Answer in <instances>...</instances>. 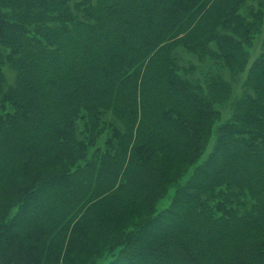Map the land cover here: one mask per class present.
I'll use <instances>...</instances> for the list:
<instances>
[{"label": "trees", "instance_id": "obj_1", "mask_svg": "<svg viewBox=\"0 0 264 264\" xmlns=\"http://www.w3.org/2000/svg\"><path fill=\"white\" fill-rule=\"evenodd\" d=\"M249 1L0 0V264H264Z\"/></svg>", "mask_w": 264, "mask_h": 264}, {"label": "rangeland", "instance_id": "obj_2", "mask_svg": "<svg viewBox=\"0 0 264 264\" xmlns=\"http://www.w3.org/2000/svg\"><path fill=\"white\" fill-rule=\"evenodd\" d=\"M249 5L254 6L256 9L260 7L261 10L263 11V16L259 24L255 27L253 38L251 40V45L247 49L249 50L250 56L248 57L249 61L244 71L238 72L236 74H231L227 70L216 69L215 66L213 65V62L210 60L203 59L199 61L196 56L191 55L190 53L184 51L181 48H179L175 52L176 60H177L176 62L180 67H184V66L188 67L190 65L197 67V73L194 74L193 77H200L201 79H204V77L207 74H212V75L218 74V76L221 77V81L229 84L230 87L233 89V93L229 103L224 106L222 104L217 105L218 109L221 111V120L219 121V124L223 122V120L228 118L229 112L232 109V104L245 91L244 85H246V75H247L246 69L248 68V65L252 63L256 58L264 54V0H251L243 7L242 11L245 12L246 7ZM7 74L9 79L15 77L14 72L12 70H10V73L7 72ZM110 119L112 118L110 117ZM213 143H214V137L210 139L207 145V149L200 159L204 160L208 156V154L211 151V147ZM187 176H189V172ZM103 262L104 259L99 264Z\"/></svg>", "mask_w": 264, "mask_h": 264}]
</instances>
